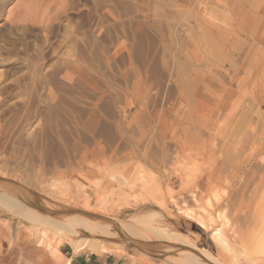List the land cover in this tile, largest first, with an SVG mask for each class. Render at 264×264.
Wrapping results in <instances>:
<instances>
[{"label": "rangeland", "instance_id": "1", "mask_svg": "<svg viewBox=\"0 0 264 264\" xmlns=\"http://www.w3.org/2000/svg\"><path fill=\"white\" fill-rule=\"evenodd\" d=\"M263 170L264 0H0V179L43 214L136 226L70 239L0 205V264H264Z\"/></svg>", "mask_w": 264, "mask_h": 264}, {"label": "bare ground", "instance_id": "2", "mask_svg": "<svg viewBox=\"0 0 264 264\" xmlns=\"http://www.w3.org/2000/svg\"><path fill=\"white\" fill-rule=\"evenodd\" d=\"M253 164H254V168L259 167L257 161L254 162ZM263 172H264V170H263ZM262 175L263 176L260 177L259 183L255 184V189L256 190L260 189V191L262 193H264V183H262L263 182L262 179H264V173ZM1 182H6V181L0 180V205L1 206L7 208V210L11 211V213L20 216L24 220H26V221L34 224V225H40V226L46 225L47 228L52 227L53 230L63 232L65 234L69 235L68 237H70V239H72L71 236L79 235V234L92 235V236H103V237H107V236L115 237L114 235H116V231L117 232L118 231L119 232L124 231L127 233V232H129V230L131 228L136 227L127 221L124 223L123 222H115V223L106 222L108 224H104L102 222H96L94 220H90V219L84 218L82 216H77V217L64 216L67 214L54 213V211L53 212L47 211V212H45L47 214H43V213L39 212L38 210H36L35 208H33V206H30L32 204H30V202L27 201V200H29L28 198H27V200L20 198L17 195V192H16L17 190L14 186H10V184H8V182H6L4 184L5 186H3V184H1ZM4 187H5V189H4ZM193 193H194V190H192L189 193V195H193ZM20 195L22 196V194H20ZM32 197H33V193L31 195V198ZM84 202L87 203L86 198H84ZM36 205H38V204L36 203ZM60 210H62V209H60ZM183 210L187 216L196 217V220L198 222L202 223L200 215H195L191 208L186 207ZM71 213H77V212H71ZM82 213L83 212H80L79 214H82ZM82 215H88L89 217H94V216H90L89 214H82ZM94 219H96V218H94ZM119 232H118V234H119ZM139 236L142 239H145L147 241L150 240L151 238L155 237V239L158 238V240L163 239L165 241H168V243H170V244L175 243V242H178V243L181 242L182 244L184 243V240L182 239V237L180 235H178L176 233H166V232H163L160 230H152L151 231V229H150V232L145 231V232L141 233ZM213 236L218 237V231L214 232ZM101 241L102 240H100L98 238L85 237L83 239L80 238L76 242H73V244L71 246H73V248H75L76 250H79V248L81 249V248L86 247L91 252H97L99 250L104 251L106 245L102 244L103 242H101ZM60 245L61 244L59 242H57L56 245H54L55 249L54 248L53 249L55 250V252H58ZM183 245H185V243ZM195 253L196 252H193V254H191V256H193L194 262H196L198 260V261H202L204 263H207V262H210V260H209L210 258L212 259V255L205 249H199L198 253L197 254H195ZM66 264H69V260H67ZM183 264H193V263L188 262V261H184Z\"/></svg>", "mask_w": 264, "mask_h": 264}, {"label": "crops", "instance_id": "3", "mask_svg": "<svg viewBox=\"0 0 264 264\" xmlns=\"http://www.w3.org/2000/svg\"><path fill=\"white\" fill-rule=\"evenodd\" d=\"M67 258L69 264H128L122 257L113 253L84 254L76 252Z\"/></svg>", "mask_w": 264, "mask_h": 264}, {"label": "water", "instance_id": "4", "mask_svg": "<svg viewBox=\"0 0 264 264\" xmlns=\"http://www.w3.org/2000/svg\"><path fill=\"white\" fill-rule=\"evenodd\" d=\"M1 180V179H0ZM38 207V206H37ZM40 209H42L43 211H48V212H51L50 210H48V209H46V208H43V207H39ZM71 212H75V211H72V210H62V211H54V213H71ZM77 213H80L79 211H77ZM136 243H139V244H141V245H143V246H147V247H149L151 250L150 251H155V252H157V253H160L159 252V248H161V247H163L164 245L163 244H161V243H155V242H153V243H147V242H138V241H135Z\"/></svg>", "mask_w": 264, "mask_h": 264}]
</instances>
